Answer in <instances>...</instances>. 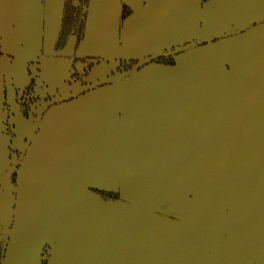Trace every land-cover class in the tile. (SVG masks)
Here are the masks:
<instances>
[{
	"label": "crops",
	"instance_id": "0c3cea01",
	"mask_svg": "<svg viewBox=\"0 0 264 264\" xmlns=\"http://www.w3.org/2000/svg\"><path fill=\"white\" fill-rule=\"evenodd\" d=\"M177 1L91 0L84 37L76 51L79 56L93 54L102 58L90 72V80L105 76L115 58L154 52L166 39L176 41L184 25V13L192 11V3L194 24L199 25L200 34L221 32L264 11V0H207L201 5L198 0H190L175 8ZM58 3L59 0H0V123L5 114L3 102L12 99L14 89L26 81L28 63L32 66L34 61L38 67V92L53 93L58 89L66 94L71 88L65 81L69 60L52 53ZM124 3L132 8L133 15L122 23ZM23 27L25 65L17 73L14 67ZM71 50L72 41L66 52ZM192 76L199 80L201 76L204 90L202 152L229 154L222 148L233 149L242 137L252 133L255 114H248L253 111L248 104L257 105L262 97L264 100V22L188 50L176 56L174 65L150 64L122 82L97 88L48 111L20 163L16 185L8 182L4 186L0 220L10 224V232L3 264H44L40 255L43 245L48 246L49 254L45 264H120L122 261L111 255L97 252L103 244L110 251L118 245L104 237L100 239L97 232L126 233L130 227L124 219L119 221L114 214L100 211L95 206L97 199L86 186L92 183L117 187V156L133 153L125 148H134L135 140L148 147L151 145L147 140L154 139L157 142L153 146L163 148L158 140L179 137L184 128L180 127L178 108L186 103L183 92L188 95L194 91V83L189 82ZM211 91L218 93L220 108V114L213 117L207 113L212 105L205 97ZM30 121L16 115L13 148L22 146ZM182 121L188 124L189 118ZM211 122L219 124L217 136H211ZM1 151L0 147V174ZM240 197L235 203H243ZM238 207L234 213L226 211L227 226L219 237L212 238L221 240L217 253L222 264H246L249 258L244 256L254 246L249 248L245 238L256 233L257 228L243 229L237 224L256 215L252 214L255 205L247 208L248 214H243V205ZM171 231L176 243L166 257L170 264H180L176 252L183 237L179 228ZM187 231L193 234L194 229ZM224 249H234L237 255L233 258ZM196 255L187 250L185 257L194 261Z\"/></svg>",
	"mask_w": 264,
	"mask_h": 264
},
{
	"label": "water",
	"instance_id": "95a60500",
	"mask_svg": "<svg viewBox=\"0 0 264 264\" xmlns=\"http://www.w3.org/2000/svg\"><path fill=\"white\" fill-rule=\"evenodd\" d=\"M63 1L59 0L58 3V22L52 42V53L54 55L56 53L54 52L53 44L60 27ZM90 5L91 0H89L87 15ZM263 22L264 11L246 21L223 30L224 32L211 33L202 39V41L208 43L218 37L240 34ZM21 30L20 54L14 67V71L17 73L25 65V28L23 27ZM197 43H191L184 48L189 49ZM87 56L100 57L93 54H87ZM148 60L149 58L142 60L128 72L114 79L108 78L106 80L95 81L91 85L88 84L82 88H78L70 94L56 97L55 100L71 98L99 83L122 82L124 79L140 72L141 70L138 71L139 66ZM189 82L194 83V91H190L188 95H186V92H183L182 98L186 100V103L178 108L179 122L181 118L186 117L189 118V123L185 124L184 122V130L183 133H179V138L158 140L159 143L165 146L163 148H155L153 144L157 140L154 139L147 140V143L151 145L148 147L141 145V140H135L134 148H137V150H131L138 153L117 156L118 171L123 173V180L121 178V181L118 182L120 193L121 197L127 199V202L119 199L103 200L91 189L92 186H96L95 184L89 183L86 186L87 191L97 199L98 203H95V206L97 205L100 211L114 214V217L116 216L115 219L119 221L124 219L125 223L130 227V230L126 233L107 230L97 232L100 235V239L104 237L106 241L118 244L111 251L103 244L97 252L102 255L109 254V257L111 255L113 258L122 261L120 264H124L125 260L127 264H157L159 261L161 264H170V260H167L169 257L166 256L171 253V245L174 242L176 243V240H173L172 236H174V233L172 234L171 228H179L181 230L180 235L183 237L179 239L176 252L180 264H186V262L188 264H208L210 261V264H222L221 258L218 257L220 254L217 253L221 240H214L212 238L219 237L221 229L227 226V217L224 214L228 210L234 213V211L239 209V205H243V214H248L247 208L255 205L254 213L252 214L256 215L245 217L242 224H237V226H241L243 229H246V227L257 228L256 233L246 235V245L249 248L250 245L254 244V246L244 257L247 256L249 258L246 260V264H251V259H253L252 262L254 264H264L263 97L258 99L257 105L254 103L247 106V108L253 109L248 114H255L250 135L242 137L238 145H234L235 148L233 149L222 148V151H230L229 154H203L204 90L201 86V76L200 80L197 76L196 78L192 76ZM212 83L214 82L212 81ZM205 95V97H209L208 100H210L212 105L210 108H207V113L212 117L220 114V108L217 106L218 93L211 91L207 94L205 93ZM41 114L42 111L39 112L32 131L28 134L22 149H20L22 154L26 151ZM4 121L5 114L0 123V147L3 160V168L0 174V207L3 200L2 187L10 182L9 174L20 164L22 157L9 159L13 146L10 136L6 133ZM190 123L193 125L192 132L186 129ZM210 126L211 136H217L218 122H211ZM215 141L216 143L218 142L217 139ZM176 147H182L184 151L173 152L177 149ZM189 147L192 148L191 151H189ZM157 150L172 153L155 154L154 151ZM215 150L218 151L219 149ZM10 163L12 164L10 165ZM126 163H129V167L124 170L122 167ZM5 169L8 170L5 171ZM240 196L243 197V203H235L241 199ZM163 204H167V207L163 208ZM170 212H175L178 216L171 217L169 216ZM204 212L205 214H202ZM187 229H194L193 234H189ZM187 250L197 254L194 261L186 259L185 254ZM235 251L234 249L225 250L233 258L237 255ZM83 252H86L85 248ZM207 252L210 254L208 255ZM101 258L109 259L106 257Z\"/></svg>",
	"mask_w": 264,
	"mask_h": 264
},
{
	"label": "flooded vegetation",
	"instance_id": "af4514ba",
	"mask_svg": "<svg viewBox=\"0 0 264 264\" xmlns=\"http://www.w3.org/2000/svg\"><path fill=\"white\" fill-rule=\"evenodd\" d=\"M190 0H179L177 1L175 8H177L178 6H182L185 5L187 2H189ZM207 0H198L197 4L201 5L202 2H205ZM72 3L75 7H77L79 9V7H81V5H79L78 3H76L75 0H72ZM191 8L192 11L189 12V14H185L184 13V25L179 29L178 31V36L176 41L172 40V39H166V42L164 44L161 45L160 49L155 50L154 52H146L143 54L139 53V56H121L118 58H115L114 61L112 62V64L109 67L108 72L105 74V76L101 77V78H97V79H92L91 78V74L90 72L93 71L95 65H98L101 63L102 58L101 57H91V56H87V55H77L76 51L82 41H79V43L76 45L75 41L77 42L76 37L73 34H69L68 38H67V42H66V46L68 47L69 43L72 41L73 46H72V50L70 53H67L66 50L67 48H64V50L62 51V54H55L56 57H64L67 58L69 60V67L67 70V76L65 78V81L68 85H70V90L68 91V93L66 94H62L58 92V89H56L53 93L50 92H43L40 93L37 90V87L40 86L36 79L39 77L38 74V67L36 68V64L33 61L32 62V66H29L31 64L28 63V67L26 68L27 70V78L26 81L24 83H22L19 87H16L14 89V93H13V98L8 100L7 98L4 100L3 105H4V111H5V121H4V125L6 127V133L10 136V138L12 139L13 137H16L17 134L16 133V115H20L22 118H29L31 121L30 123V127L28 130L27 135H25V138L23 139V143L22 146L20 148H11V153L9 155V159H17L21 157V161L23 159V157L25 156L28 146L33 138V136L37 133L38 129L40 128V123L43 120L45 114L50 111L52 108L61 105L64 102H68L71 101L75 98H78L90 91H93L97 88L103 87L105 85H109V84H113V82H103V83H99L97 85H94L92 88H90L89 90L86 91H82L81 93H79L76 96H73L71 98H67V99H61L56 101V97H62L63 95H67L72 93L74 90L78 89V88H82L83 86L86 85H91L92 83H94L95 81H99V80H106V79H114L119 75L125 74L126 72H128L130 69H132L135 65H137L139 62H141L142 60H145L147 58H149L148 61H146L145 63H143L142 65L139 66L138 71L141 70L142 68H144L145 66H148L150 64H162V65H174L175 61H176V56L191 50L193 48H197L203 45H206L208 43L211 42H215L219 39H222L224 37H218L213 39L211 42H204L202 41V39H204L207 35H209V33L207 34H200L199 33V25H195L194 24V19L192 14L194 13V3L191 4ZM174 15L176 14L173 13ZM133 15V10L131 7H129L127 4H123L122 7V14H121V20L122 23L125 22L126 20H128L131 16ZM86 26V24H85ZM72 32V31H71ZM84 32H85V28H84ZM224 32V31H223ZM231 36V35H230ZM84 37V36H83ZM229 37V36H226ZM198 42L196 45L191 46V48L187 49L184 48L185 46L191 44V43H195ZM65 46V47H66ZM181 48V49H180ZM184 48V49H183ZM152 56H156V57H152ZM160 58H167V59H173V64H167L164 63L162 61H160ZM42 111V114L40 116V119L38 121V124L36 126L35 131L33 132L32 138L26 148V151L22 154L20 149H22L24 142L28 136V134L32 131V128L34 126L35 120L38 117L39 112ZM182 119L180 120V127L184 126V123H182ZM192 128L193 125L192 123L189 124L188 130H190V132H192ZM183 133V132H182ZM179 138V137H178ZM177 149L173 152H179V151H184L182 147H176ZM131 149L137 150V148H125L126 151H130L133 153H138L136 151H132ZM191 147H189V151H191ZM168 152V151H166ZM129 153H127L126 155H128ZM20 161V163H21ZM12 163H10L11 165ZM20 167V164H18L9 174V178H10V183L16 185V177H17V171L18 168ZM129 167V163H126L124 165V167H122V169H128ZM8 169H5V171ZM118 182L121 181V178L123 180V173L121 171H118ZM13 178V180L11 179ZM91 188H96V190H93L95 193H97V189L101 188L104 191L103 195H104V199L106 200H123L124 202H127V199H125L124 197H121V193H120V185L118 183L117 187H105L102 185H96V186H92ZM3 192H4V186L2 187ZM2 192V193H3ZM112 192V193H111ZM113 192H118V195H115ZM98 194V193H97ZM102 195V194H101ZM163 208L167 207V204H163L162 205ZM171 217H177L178 214L175 212H171L170 213ZM9 232H10V224L9 223H3L0 220V255L2 253V249L1 246L3 244L4 241L3 238H5L4 236L7 235V242L9 239ZM7 242L5 245V253H6V246H7ZM5 253H4V257H5ZM40 255L42 256V263H47V259H48V246L47 245H43L42 246V250ZM4 260V258H3ZM3 264V261H2Z\"/></svg>",
	"mask_w": 264,
	"mask_h": 264
},
{
	"label": "trees",
	"instance_id": "16d2710c",
	"mask_svg": "<svg viewBox=\"0 0 264 264\" xmlns=\"http://www.w3.org/2000/svg\"><path fill=\"white\" fill-rule=\"evenodd\" d=\"M75 1L76 3L81 5L79 9L73 5L72 0L63 1L60 27L53 44V49L56 54L62 53V51L64 50L69 34H73L76 37L77 39V42L75 41L76 45L79 43V41H81V39L84 36V28L86 24V15L89 6V0H75ZM159 60L167 64H173L174 61L173 59H167V58H160ZM11 179L13 180V178ZM91 189L96 190V188H91ZM97 190H98L97 191L98 195L103 200H106L104 199V195H103L105 190L101 188H98ZM113 193L115 195H118V192H113ZM4 237L5 238H3L2 240L4 242L1 246L2 253L0 255V264H2L4 258L5 245L7 242V235Z\"/></svg>",
	"mask_w": 264,
	"mask_h": 264
},
{
	"label": "rangeland",
	"instance_id": "374dc122",
	"mask_svg": "<svg viewBox=\"0 0 264 264\" xmlns=\"http://www.w3.org/2000/svg\"><path fill=\"white\" fill-rule=\"evenodd\" d=\"M156 157H159V156H156ZM202 214H205V212H204V213H202Z\"/></svg>",
	"mask_w": 264,
	"mask_h": 264
}]
</instances>
